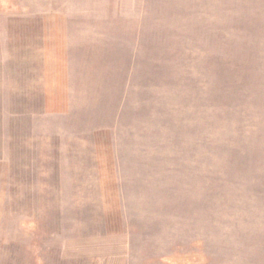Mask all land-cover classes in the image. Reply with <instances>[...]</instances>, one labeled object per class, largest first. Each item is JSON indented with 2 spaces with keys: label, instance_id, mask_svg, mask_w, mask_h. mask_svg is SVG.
I'll return each mask as SVG.
<instances>
[{
  "label": "rangeland",
  "instance_id": "rangeland-1",
  "mask_svg": "<svg viewBox=\"0 0 264 264\" xmlns=\"http://www.w3.org/2000/svg\"><path fill=\"white\" fill-rule=\"evenodd\" d=\"M191 1L0 0V264H101L62 258L70 230L52 195L57 161L90 151L84 137L102 129L124 264H264V0ZM234 16L247 24L224 49L191 42V24L217 35ZM44 19L62 21L49 38L63 37L65 59L33 34ZM66 64L70 111L45 115L33 84Z\"/></svg>",
  "mask_w": 264,
  "mask_h": 264
},
{
  "label": "crops",
  "instance_id": "crops-1",
  "mask_svg": "<svg viewBox=\"0 0 264 264\" xmlns=\"http://www.w3.org/2000/svg\"><path fill=\"white\" fill-rule=\"evenodd\" d=\"M53 22L44 19L43 24L32 31L35 36L39 34L40 37L42 33L45 43L47 40L46 48L55 50L57 55L60 54L65 59L63 37L60 40H55L58 37L49 38L56 30H60L59 33L63 35L64 25L62 21ZM52 63L46 64L53 66ZM65 67L58 81H53L51 78L55 73L48 65L44 66L38 85H43V88H34L33 84L32 95H39L45 115H65L70 111L69 65L66 64ZM84 138V145L91 146V150L85 147L80 155L78 151L75 152L68 163L58 160L55 164L57 169H54V219L70 230V234L63 240L62 258L70 261L124 264L129 252V240L114 145L111 144L110 134L106 129L100 130L93 138ZM66 176L68 181L65 180ZM56 200L60 202L57 208Z\"/></svg>",
  "mask_w": 264,
  "mask_h": 264
},
{
  "label": "trees",
  "instance_id": "trees-1",
  "mask_svg": "<svg viewBox=\"0 0 264 264\" xmlns=\"http://www.w3.org/2000/svg\"><path fill=\"white\" fill-rule=\"evenodd\" d=\"M195 2H200V1L192 0L191 5H194ZM194 11H195V8L192 7L190 8L189 12L188 11L184 12L187 22H189L194 16V14H192ZM235 17L236 16L232 18L229 17L226 25L222 29L218 30L217 35H215L207 27L203 25L191 24V26H189L187 30L191 42L197 46H200L203 49V51H206L209 53L211 52L210 50H212L213 52H217L219 49H224L228 44L226 42L227 41L226 33H228L230 30H238L240 28L243 29V26L247 24L245 20L243 19L237 20L235 19ZM220 61L221 59L219 58L218 59L210 58L206 62L208 67H212V69L214 67L213 70L215 71L216 75L218 73L222 74L224 72L223 69H220L221 68ZM191 259H194V258L186 257V256L169 258V260L173 262L174 264H187V263L190 264ZM208 260L209 259H207V262Z\"/></svg>",
  "mask_w": 264,
  "mask_h": 264
}]
</instances>
